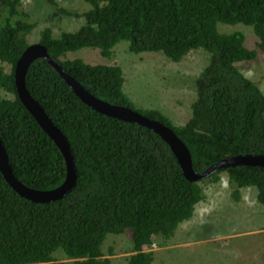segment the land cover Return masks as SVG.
<instances>
[{"label": "trees", "instance_id": "1", "mask_svg": "<svg viewBox=\"0 0 264 264\" xmlns=\"http://www.w3.org/2000/svg\"><path fill=\"white\" fill-rule=\"evenodd\" d=\"M46 1L68 13L57 0ZM83 1L91 7L77 13L85 18L78 30L56 35L47 26L38 42L88 91L173 128L198 172L226 157L264 154V92L238 65L264 51V0ZM0 6V61L11 65L6 71L0 64V137L17 177L29 187L52 189L65 180L66 161L20 100L14 74L37 23L22 0H0ZM220 23L251 25L258 48L246 45L242 30L225 31ZM120 41L133 53L162 52L173 61L206 50L208 62L195 78L196 98L183 125L159 109L138 108L124 91L120 65L91 64L68 54L93 47L111 58ZM26 85L67 137L77 182L57 200L34 202L16 192L0 170V264H111L104 241L125 232L132 245L128 264H152L155 253L147 247L157 237H173L205 199L200 180L184 175L158 133L96 111L43 57L29 66ZM221 172L236 200L241 188L255 186L264 206V167L233 165L201 180L218 181ZM59 250L65 260L54 256Z\"/></svg>", "mask_w": 264, "mask_h": 264}, {"label": "rangeland", "instance_id": "2", "mask_svg": "<svg viewBox=\"0 0 264 264\" xmlns=\"http://www.w3.org/2000/svg\"><path fill=\"white\" fill-rule=\"evenodd\" d=\"M57 1L69 14L58 11L46 0H22V7L37 23L28 35L29 43L39 41L44 27H51L57 35L63 30L76 31L85 23L84 16L77 13L90 8L89 3ZM220 25L225 31L242 30L246 45L258 48V37L251 25ZM68 54L91 64L120 65L125 77L124 91L136 106L159 109L176 125H183L191 116V104L196 98L195 78L208 62V53L203 48L191 51L181 61H173L162 52L133 53L127 41H120L114 47L111 58L102 56L100 49L93 47ZM0 64H4L6 71L11 70L10 64L1 61ZM238 65L264 92V51L259 50L255 59ZM200 184L206 197L197 204L192 218L182 222L170 239L157 237L147 247L155 253L152 264H264V206L257 199L256 187L241 188L240 198L236 200L226 172L220 173L218 181L200 180ZM131 246L129 232L111 233L104 241L103 250L111 258V264H128ZM61 252L54 256L65 260Z\"/></svg>", "mask_w": 264, "mask_h": 264}, {"label": "water", "instance_id": "3", "mask_svg": "<svg viewBox=\"0 0 264 264\" xmlns=\"http://www.w3.org/2000/svg\"><path fill=\"white\" fill-rule=\"evenodd\" d=\"M39 57H43L49 63H51V65L71 86L73 91L81 98V100L96 111L146 126L158 133L169 144L183 169L184 175L190 180L198 181L204 179L215 171L233 165L245 164L264 167V154L246 153L226 157L210 165L202 172L196 171L194 169L190 150L173 128L160 120L153 119L141 113L132 107L113 104L97 97L88 91L72 75H70L63 68L61 63L49 54L48 49L44 44L36 42L29 44L16 62L14 72L16 89L20 100L60 148L66 161L67 173L65 180L59 186L52 189H36L27 186L14 173L4 142L0 137V170L14 190L27 199H30L34 202H49L57 200L68 194L75 187L78 175L70 143L67 137L62 132V130L55 125L44 107L31 94L26 85V74L29 66L35 59Z\"/></svg>", "mask_w": 264, "mask_h": 264}, {"label": "built area", "instance_id": "4", "mask_svg": "<svg viewBox=\"0 0 264 264\" xmlns=\"http://www.w3.org/2000/svg\"><path fill=\"white\" fill-rule=\"evenodd\" d=\"M154 244V243H153Z\"/></svg>", "mask_w": 264, "mask_h": 264}]
</instances>
